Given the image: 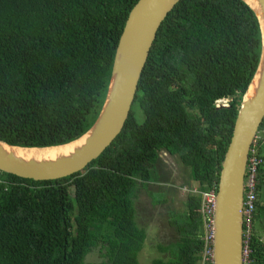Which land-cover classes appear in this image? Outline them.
<instances>
[{"label": "trees", "instance_id": "trees-1", "mask_svg": "<svg viewBox=\"0 0 264 264\" xmlns=\"http://www.w3.org/2000/svg\"><path fill=\"white\" fill-rule=\"evenodd\" d=\"M136 1L0 0V141L42 148L85 133ZM259 46L240 0H179L156 31L120 133L96 159L57 180L0 172V264H142L143 249L145 264H211L199 195L175 203L155 167L175 158L196 192L216 187ZM256 135L249 258L264 264V117ZM142 193L174 233L151 250L135 218ZM92 252L98 260L85 263Z\"/></svg>", "mask_w": 264, "mask_h": 264}, {"label": "water", "instance_id": "water-1", "mask_svg": "<svg viewBox=\"0 0 264 264\" xmlns=\"http://www.w3.org/2000/svg\"><path fill=\"white\" fill-rule=\"evenodd\" d=\"M178 1L137 0L129 10L114 50L101 107L85 133L68 143L42 148L11 146L0 141V172L32 181L57 180L81 171L96 159L120 133L156 31ZM240 1L256 20L260 46L255 70L241 96L219 166L211 264H241L244 169L264 117V0ZM26 150H48L52 154L27 156L20 152Z\"/></svg>", "mask_w": 264, "mask_h": 264}, {"label": "built area", "instance_id": "built-area-1", "mask_svg": "<svg viewBox=\"0 0 264 264\" xmlns=\"http://www.w3.org/2000/svg\"><path fill=\"white\" fill-rule=\"evenodd\" d=\"M214 102L215 107H219V102ZM224 106V105H222ZM226 106V105H225ZM249 148L244 169L242 202H241V264H251L250 255V238L252 234V221L254 214V204L256 203V170L260 160L256 157L254 141ZM200 197L199 211L202 216L203 233L205 241V251L203 260L211 262V243L213 237V214L215 209L216 187L209 188L206 191L196 192Z\"/></svg>", "mask_w": 264, "mask_h": 264}, {"label": "rangeland", "instance_id": "rangeland-1", "mask_svg": "<svg viewBox=\"0 0 264 264\" xmlns=\"http://www.w3.org/2000/svg\"><path fill=\"white\" fill-rule=\"evenodd\" d=\"M226 100H221L219 106L226 105ZM218 107V106H217ZM257 136V135H256ZM157 166L155 167L156 173L159 174V182L165 184L166 182L175 186L172 189V198L175 203H179L185 199V195H196L197 186L189 179L188 170L180 164H177L175 158H168L167 156H161L158 159ZM158 171V172H157ZM158 176V175H157ZM155 190V188H152ZM170 192V191H169ZM146 196L140 194L138 203H136L135 209L138 212V223L145 228L148 226L155 227L157 235L154 237L156 243L166 244L171 241V237L174 236L173 230L167 227L165 216L155 212L151 214ZM256 229V225L254 224ZM156 238V239H155ZM142 258V259H141ZM141 263L145 264L144 258L141 257ZM98 260L95 252L88 254L85 258V263H91Z\"/></svg>", "mask_w": 264, "mask_h": 264}, {"label": "crops", "instance_id": "crops-1", "mask_svg": "<svg viewBox=\"0 0 264 264\" xmlns=\"http://www.w3.org/2000/svg\"><path fill=\"white\" fill-rule=\"evenodd\" d=\"M146 199H147V201H148V206L147 207H149V209L151 210V207H150V204H149V198H147L146 197ZM136 206V205H135ZM151 214H153V211L151 210V212H150ZM136 221L138 222V212H137V209H136ZM146 231L148 232V234H149V237H147V239H146V241H145V245H147V247H149V250H151V249H153L154 248V246L156 245V244H158V243H156L155 241H153L154 240V237L157 235V231H156V229H155V227H150V226H148L147 228H146ZM156 239V238H155ZM155 244V245H154ZM146 247V246H145ZM146 249H143V252L142 253H140L139 254V261H141V257H143L144 259H145V256H146ZM151 253H153L152 251H151ZM151 257H153V256H150V257H146V258H151ZM141 258V259H140ZM144 262H145V260H144Z\"/></svg>", "mask_w": 264, "mask_h": 264}, {"label": "bare ground", "instance_id": "bare-ground-1", "mask_svg": "<svg viewBox=\"0 0 264 264\" xmlns=\"http://www.w3.org/2000/svg\"><path fill=\"white\" fill-rule=\"evenodd\" d=\"M69 146H66L64 148H69ZM22 154L27 155V156H37V155H43V154H52V151H48V150H26V151H20Z\"/></svg>", "mask_w": 264, "mask_h": 264}, {"label": "clouds", "instance_id": "clouds-1", "mask_svg": "<svg viewBox=\"0 0 264 264\" xmlns=\"http://www.w3.org/2000/svg\"><path fill=\"white\" fill-rule=\"evenodd\" d=\"M220 107V106H219Z\"/></svg>", "mask_w": 264, "mask_h": 264}]
</instances>
